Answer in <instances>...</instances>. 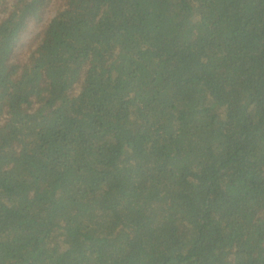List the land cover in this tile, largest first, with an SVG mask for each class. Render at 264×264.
Wrapping results in <instances>:
<instances>
[{"label": "trees", "instance_id": "obj_1", "mask_svg": "<svg viewBox=\"0 0 264 264\" xmlns=\"http://www.w3.org/2000/svg\"><path fill=\"white\" fill-rule=\"evenodd\" d=\"M0 0V264H264V0ZM23 45V46H22Z\"/></svg>", "mask_w": 264, "mask_h": 264}, {"label": "rangeland", "instance_id": "obj_2", "mask_svg": "<svg viewBox=\"0 0 264 264\" xmlns=\"http://www.w3.org/2000/svg\"><path fill=\"white\" fill-rule=\"evenodd\" d=\"M59 0H53L51 5L48 7L47 11L43 15V19L39 24H32L30 32L27 34V38H24L23 44L26 45L27 41L32 38L35 34L39 32V30L43 27L44 23L51 18L55 12V6L58 4ZM23 46V45H22Z\"/></svg>", "mask_w": 264, "mask_h": 264}]
</instances>
